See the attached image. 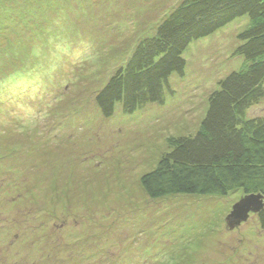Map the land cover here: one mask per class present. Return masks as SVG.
Returning <instances> with one entry per match:
<instances>
[{"label":"rangeland","instance_id":"374dc122","mask_svg":"<svg viewBox=\"0 0 264 264\" xmlns=\"http://www.w3.org/2000/svg\"><path fill=\"white\" fill-rule=\"evenodd\" d=\"M183 1L0 0V264H264L258 216L227 224L243 191L153 200L140 184L241 69L248 16L188 47L162 105H97Z\"/></svg>","mask_w":264,"mask_h":264},{"label":"trees","instance_id":"16d2710c","mask_svg":"<svg viewBox=\"0 0 264 264\" xmlns=\"http://www.w3.org/2000/svg\"><path fill=\"white\" fill-rule=\"evenodd\" d=\"M246 16L249 24L236 51L244 59L241 69L212 93L196 135L171 139V151L142 176L148 198L227 197L235 191L264 197V115H249L264 99V0H184L154 36L141 42L96 101L105 118L119 104L130 115L162 105L169 79L185 74L188 47ZM256 215L264 229V207Z\"/></svg>","mask_w":264,"mask_h":264},{"label":"water","instance_id":"95a60500","mask_svg":"<svg viewBox=\"0 0 264 264\" xmlns=\"http://www.w3.org/2000/svg\"><path fill=\"white\" fill-rule=\"evenodd\" d=\"M264 207V197L261 194L246 195V197L237 203L231 215L228 217L227 224L234 229L236 226L247 222L250 214H258Z\"/></svg>","mask_w":264,"mask_h":264}]
</instances>
